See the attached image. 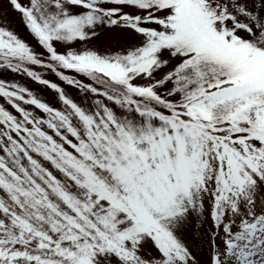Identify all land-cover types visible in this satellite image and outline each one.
I'll list each match as a JSON object with an SVG mask.
<instances>
[{
    "label": "snow or ice",
    "instance_id": "snow-or-ice-1",
    "mask_svg": "<svg viewBox=\"0 0 264 264\" xmlns=\"http://www.w3.org/2000/svg\"><path fill=\"white\" fill-rule=\"evenodd\" d=\"M0 264H264V0H0Z\"/></svg>",
    "mask_w": 264,
    "mask_h": 264
}]
</instances>
